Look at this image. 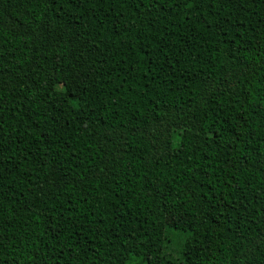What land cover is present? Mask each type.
Listing matches in <instances>:
<instances>
[{
  "label": "trees",
  "instance_id": "1",
  "mask_svg": "<svg viewBox=\"0 0 264 264\" xmlns=\"http://www.w3.org/2000/svg\"><path fill=\"white\" fill-rule=\"evenodd\" d=\"M0 264H264V0H0Z\"/></svg>",
  "mask_w": 264,
  "mask_h": 264
},
{
  "label": "rangeland",
  "instance_id": "2",
  "mask_svg": "<svg viewBox=\"0 0 264 264\" xmlns=\"http://www.w3.org/2000/svg\"><path fill=\"white\" fill-rule=\"evenodd\" d=\"M169 221L171 224L182 228H190L193 225V215L187 203L179 204L171 210ZM176 247V243L172 244ZM176 255V254H175Z\"/></svg>",
  "mask_w": 264,
  "mask_h": 264
}]
</instances>
